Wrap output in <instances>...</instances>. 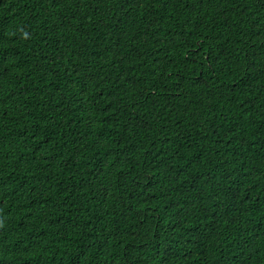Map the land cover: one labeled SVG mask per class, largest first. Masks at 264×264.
I'll return each mask as SVG.
<instances>
[{
	"label": "trees",
	"instance_id": "16d2710c",
	"mask_svg": "<svg viewBox=\"0 0 264 264\" xmlns=\"http://www.w3.org/2000/svg\"><path fill=\"white\" fill-rule=\"evenodd\" d=\"M0 264H264V0H0Z\"/></svg>",
	"mask_w": 264,
	"mask_h": 264
}]
</instances>
